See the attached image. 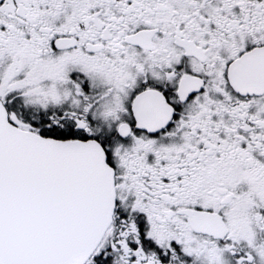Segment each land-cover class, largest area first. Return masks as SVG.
<instances>
[{
    "label": "snow or ice",
    "instance_id": "1",
    "mask_svg": "<svg viewBox=\"0 0 264 264\" xmlns=\"http://www.w3.org/2000/svg\"><path fill=\"white\" fill-rule=\"evenodd\" d=\"M0 264H264V0H0Z\"/></svg>",
    "mask_w": 264,
    "mask_h": 264
}]
</instances>
